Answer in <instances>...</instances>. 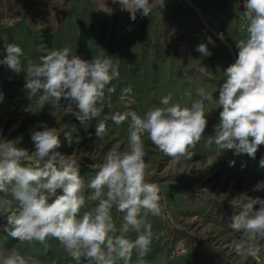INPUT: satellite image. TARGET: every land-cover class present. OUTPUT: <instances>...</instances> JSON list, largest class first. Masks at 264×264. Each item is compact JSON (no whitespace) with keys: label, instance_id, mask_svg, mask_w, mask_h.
I'll return each mask as SVG.
<instances>
[{"label":"clouds","instance_id":"clouds-1","mask_svg":"<svg viewBox=\"0 0 264 264\" xmlns=\"http://www.w3.org/2000/svg\"><path fill=\"white\" fill-rule=\"evenodd\" d=\"M113 3H119L135 21L137 13L150 17L154 9L159 11L165 0ZM243 8L245 36L235 43L238 55L224 70L218 99L201 88L196 90L200 98L190 107H182L170 104L169 93L161 97L162 107L141 115L130 108L134 103L131 86L121 89L119 100L124 110L112 114L111 121L116 125L128 122V142L123 149L119 143L113 144L102 164L90 166L97 171L87 184L79 172V159L58 150L61 141L56 127L42 124V130H33L31 152L16 141L0 140V193L11 197L0 200V216L6 220L3 231L21 243L46 246L49 238H55L76 264H130L134 251L136 264H147L144 257L153 239L158 238L147 217L160 214L161 195L159 186L146 179L151 165L145 161L142 138L147 135L174 161H191L207 127L208 102L217 103L222 111L219 127L206 139V145L215 144L221 152L234 150L235 155L246 154L252 159L264 145V0H244ZM219 38H224L222 33ZM207 39L214 44L211 37ZM196 51L211 55L206 43L197 45ZM23 55L19 45L9 43L0 64L15 74H25L24 87L30 98L47 102L52 110L62 109L64 115L74 116L85 125L98 120L95 136L102 139L107 126L99 118L106 108H112L111 94L116 89L110 84L120 76V60L106 55L88 61L71 54L68 47L50 51L39 63L31 59L23 63ZM3 99L0 94V101ZM65 137L71 146V134L65 133ZM229 163L234 166L235 161ZM259 166L264 168V158ZM85 189L90 193L87 196ZM255 190H264V181L257 183ZM86 200L93 203L86 204ZM232 205L240 210L229 227L250 239L249 243L235 244L234 251L245 259L256 257L260 250L251 241L264 237V199L247 197L243 203ZM113 208L123 214L119 227L111 214ZM131 233L136 234L135 239ZM0 264L39 262L13 248L0 250Z\"/></svg>","mask_w":264,"mask_h":264},{"label":"rangeland","instance_id":"rangeland-1","mask_svg":"<svg viewBox=\"0 0 264 264\" xmlns=\"http://www.w3.org/2000/svg\"><path fill=\"white\" fill-rule=\"evenodd\" d=\"M204 15L212 22L209 14ZM226 17L232 24L226 37L235 41L234 15ZM205 22L188 0H165L159 11L154 9L150 17L137 13L135 21L121 7L115 14L99 13L87 0H79L59 31L44 29L26 18L1 22L0 60L9 43L22 48L23 63L28 59L39 63L40 57L50 51L68 47L71 54L88 61L106 55L118 58L120 76L110 84L116 89L111 94L112 108H106L99 118L107 126V134L101 139L95 136L98 120L85 125L74 116L64 115L62 109L52 110L47 102L30 98L24 87L25 74H15L0 64V94L4 97L0 101V140L16 141L31 152L34 151L31 132L42 130V124L56 127L61 141L58 150L79 159V172L87 184L97 171L90 166L102 164L113 144L119 143L123 149L128 142V122L116 125L111 121L112 114L124 110L119 100L121 89L131 86L134 103L130 108L141 115L162 107L160 99L169 93L170 104L182 107H190L199 99L196 90L201 88L218 99L224 70L235 60L229 47L215 34L220 27H210ZM208 37L214 44L208 43ZM200 43L207 44L211 55L203 56L196 51ZM40 94L42 91L37 95ZM220 111L222 107L217 103L205 102L208 123L200 143L193 149L191 161H174L161 153L147 135L142 138L147 153L145 161L151 165L146 179L159 186L161 195L160 214L147 217L158 236L144 257L147 264H206L205 251L225 256L228 264H264V242H253L260 251L256 257L245 259L235 253L234 245L249 243V236L229 227L233 215L240 210L232 204L243 203L247 197L264 199V190H255V185L264 181V168L259 166L264 158V145L259 147L255 159L246 154L235 155L234 150L221 152L215 144L206 145V139L214 136L219 127ZM65 133L72 136L71 146ZM233 160L235 164L230 166ZM85 194H90L88 189ZM5 199L11 197L0 193V200ZM92 203L86 200V204ZM111 214L119 227L123 214L115 208ZM5 224V218L0 216V250L8 252L15 248L39 264H76L55 238H49L46 246L38 242L21 243L3 231ZM135 237L131 233V238ZM137 259L134 251L130 264H136Z\"/></svg>","mask_w":264,"mask_h":264},{"label":"crops","instance_id":"crops-1","mask_svg":"<svg viewBox=\"0 0 264 264\" xmlns=\"http://www.w3.org/2000/svg\"><path fill=\"white\" fill-rule=\"evenodd\" d=\"M99 13L115 14L120 9L119 3L113 0H87ZM79 0H0V23L9 18H26L44 29L61 30L71 13L76 10ZM188 3L199 12L208 26L220 27L225 32V44L229 47L235 60L238 55L236 41L244 38L245 31L239 26L238 19L229 0H188ZM209 14L212 22L205 19ZM234 15L237 25L235 41L227 39V32L232 28L226 15ZM226 28V29H224Z\"/></svg>","mask_w":264,"mask_h":264},{"label":"trees","instance_id":"trees-1","mask_svg":"<svg viewBox=\"0 0 264 264\" xmlns=\"http://www.w3.org/2000/svg\"><path fill=\"white\" fill-rule=\"evenodd\" d=\"M258 241V243L264 242V237L256 236L254 241ZM205 262L206 264H228L225 260V256H220L217 252L205 251Z\"/></svg>","mask_w":264,"mask_h":264},{"label":"built area","instance_id":"built-area-1","mask_svg":"<svg viewBox=\"0 0 264 264\" xmlns=\"http://www.w3.org/2000/svg\"><path fill=\"white\" fill-rule=\"evenodd\" d=\"M229 2H231V4L233 5V8L235 10V13H236V16H237V19H238V24L241 27V21H242V18H243V11H244V8H243L244 0H229ZM221 33L223 34V37H224L222 40H224L225 39L224 30L219 28L218 30L215 31V34L218 37H219V34H221Z\"/></svg>","mask_w":264,"mask_h":264},{"label":"bare ground","instance_id":"bare-ground-1","mask_svg":"<svg viewBox=\"0 0 264 264\" xmlns=\"http://www.w3.org/2000/svg\"><path fill=\"white\" fill-rule=\"evenodd\" d=\"M223 41L225 42V39Z\"/></svg>","mask_w":264,"mask_h":264}]
</instances>
